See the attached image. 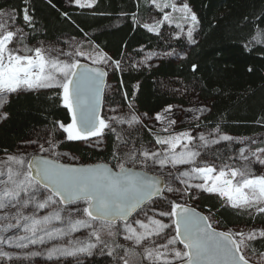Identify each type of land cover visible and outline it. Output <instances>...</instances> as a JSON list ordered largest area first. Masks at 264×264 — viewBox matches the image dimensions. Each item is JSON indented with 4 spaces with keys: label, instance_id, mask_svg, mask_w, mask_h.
Here are the masks:
<instances>
[{
    "label": "snow or ice",
    "instance_id": "snow-or-ice-1",
    "mask_svg": "<svg viewBox=\"0 0 264 264\" xmlns=\"http://www.w3.org/2000/svg\"><path fill=\"white\" fill-rule=\"evenodd\" d=\"M150 2L163 12V18L156 26L144 25L149 31H156L164 22L173 23L171 13L164 11L167 8L182 13V19L190 20L192 25L197 23L187 3ZM75 3L92 7L91 2L84 4L75 0ZM22 11L25 24L33 27L28 9ZM16 19L17 14L8 13L6 20H0V107L12 93L61 89V103L71 114V122L57 121L56 124L67 134L68 141L100 138L105 129L115 132L109 120L100 115L107 72L81 63L79 59L84 57L98 65L107 63L110 57L104 53L93 56L81 49L60 51L53 57L41 47L30 48L25 44L24 29L16 25ZM193 31L194 28L189 27L186 35L194 43ZM253 40L264 44V30ZM59 56L67 59L61 60ZM115 68L119 69V61L115 62ZM170 111L171 106H168L165 112ZM110 119L116 120L115 117ZM155 119L163 122L167 118L157 113ZM118 122L131 127L141 121L133 115ZM175 123V120L168 121L170 125ZM161 132L166 135H154L158 148L133 146L122 154L114 152V166L107 162L80 166L61 162L58 158L61 154L53 151L58 146L54 138L46 140L48 147L38 141H28L37 145L34 154H8L6 159L0 160V245L27 249L29 245L63 242L69 237L66 243L29 251L23 257H14L13 253L0 249V261L37 256L48 260L76 257L89 252L97 243H104L103 235H122L130 245L117 243L116 247L124 249L125 255L140 249L137 254L142 255L147 264H250L246 252L250 249L255 255L256 249L250 242L264 240V228H253L247 233L218 231L214 223L219 221L178 201L185 194L195 196L191 192L194 188L226 198L228 205L249 216L264 215V174L246 172L230 164L218 165L215 160L209 162L207 157L214 155L210 153L211 146L233 140L229 135L209 138L211 133L208 136L203 132L198 136L190 131L169 133L168 127H163ZM215 132H220L219 126ZM117 140L121 137L117 136ZM121 143L128 149L127 142ZM247 151L264 165V159L258 155H264V148ZM245 152V148H240L236 158L248 161ZM43 153H50L51 158ZM194 180L198 182L192 183ZM177 181L184 187H175ZM165 193L176 198L170 199ZM45 209L49 211L40 215ZM157 216L168 217L171 223H164ZM81 229L88 230V239H71L73 233ZM120 260L129 264L124 256ZM260 261L264 264V252L260 253Z\"/></svg>",
    "mask_w": 264,
    "mask_h": 264
},
{
    "label": "trees",
    "instance_id": "trees-1",
    "mask_svg": "<svg viewBox=\"0 0 264 264\" xmlns=\"http://www.w3.org/2000/svg\"><path fill=\"white\" fill-rule=\"evenodd\" d=\"M186 2L197 17L195 42L188 46L180 43L179 53H183L180 59L163 58L148 68L134 66L132 57L137 49L158 48L161 37L133 21L136 12L142 15L147 10L139 0H93L90 10L73 9L65 0H0V11L11 10L17 14L16 20L23 23L22 10L28 9L33 24V27L25 26L28 45L39 41L59 43L62 38L72 37L97 46L110 57L111 63L119 61L120 70L108 76L105 87L112 86L109 100H116V106H124V100L129 99L136 112L152 118L166 106L186 105L179 91H175L185 88L192 90L207 108L204 124L219 126L221 132L235 138L261 133L264 130V44L256 43L253 37L264 30V0ZM3 113L0 154L12 152L36 133L55 131L57 121L71 122V114L61 103L60 92L54 89L12 93L3 105ZM127 139L137 141L135 145L152 140L147 129L142 128L127 135ZM79 142L63 141L58 148L77 155L82 163H91L99 157L110 159L115 146L113 134L107 135L101 152L89 150L87 146H94L92 141ZM228 146L236 149L235 144ZM215 149L214 160L222 162L224 149ZM229 157L227 153L226 159ZM199 207L209 208L218 225L224 228L264 224L259 215L245 218L222 207L210 195L201 199ZM102 238L104 243H98L97 256L81 264H109L112 257L121 254L133 264H145L134 262L133 251L125 255L124 249L116 247L113 237L103 235ZM250 243L257 252L264 250V240Z\"/></svg>",
    "mask_w": 264,
    "mask_h": 264
},
{
    "label": "rangeland",
    "instance_id": "rangeland-1",
    "mask_svg": "<svg viewBox=\"0 0 264 264\" xmlns=\"http://www.w3.org/2000/svg\"><path fill=\"white\" fill-rule=\"evenodd\" d=\"M139 1H141L142 3H144L146 5L147 10L142 15H139L136 12L134 14V17H132L133 21L137 24H140L141 27H144V25H146V24L149 26H156L157 22L162 20L163 12H161L159 9H157L155 5L151 4L150 0H139ZM65 2H66L67 6L72 7L73 9H76V10H90L91 9V7H80L79 5H77L75 3V0H65ZM90 2L92 3V6H93V0H81V3H84V4H87ZM175 3H177V5H182L183 3H187V2H186V0H175ZM164 11L171 13L173 23L169 24L167 22H164L163 24H160L157 27L156 31H149L146 27H144L147 31L151 32L152 34L161 37L160 42L158 44L160 48L158 47L156 49H148V48L137 49V54L134 57H132V61H131V63L134 66L142 67V68H148V67H153V65H155L157 61H159L160 59H163V58H168V59L170 58L172 60H174V59L177 60V59H180L181 57H183V53H179L180 52L179 45H180V43H182L184 46H188L189 44L192 43L191 41L188 40L187 35H186L189 27L194 28L193 38L195 40L196 33H197V24L192 25L190 20L185 21L184 19H182V15H183L182 13L172 12L170 8L164 9ZM192 12H193V10H192ZM0 13L5 14V15H0V20H6L7 14L13 13V12L9 9H6V10L0 11ZM22 20H23V13H22ZM15 23H16V25L22 27L24 29V33H25V26H27L25 24V22L23 21V23H19L16 20ZM177 24H180L181 27H177ZM26 45L30 48L41 47V48L47 50L48 52H50V54L53 57L58 56L60 51L69 52V51H74L76 49H81L86 54L91 53L93 56H95L96 53H103V51H101L97 46L93 45L92 43H89L86 40L84 41L83 39H75L72 37L62 38L59 43L58 42L39 41L37 43H33L30 45L26 44ZM167 45H171L173 48L166 49L165 47ZM169 53H171V54H169ZM59 58L61 60L67 59L64 56H59ZM79 59L81 60V63L93 65L92 61L90 59H86L84 57H79ZM98 65L105 67L107 74H109V78L115 72V70H117L115 68V62L111 63V60H109L107 63H101ZM119 70L120 69H118V71ZM111 87L112 86L109 85L107 88H105L104 99L106 98V101L105 102L103 101L100 115H101V117L108 119L110 124H112V126L115 127L116 131L111 132L108 129H105L104 135L102 137H100V138L90 137L87 141H92L94 143V146H92V147L87 146V147L91 151H96V152L103 151V147L105 146L106 138H107L108 134H113L114 139H115V146H114V149L111 151L110 159L107 160L106 158L99 157V158H95V159L89 161L91 163L107 162V163H110L111 165L114 166L115 165V160H113V153L114 152L119 151L122 154L124 151L131 149L133 146H135L136 148H140V147H143V148L156 147V148H158L159 145H155L154 135H166L165 133L161 132V129L163 127H168L169 133H172V132L179 133V132H184V131H190L193 136H198V134L201 132H203L206 136H208L209 133H211L212 135L209 138H214L220 134H226V133L221 132V131L219 133H216L215 132L216 127L204 124L202 122L203 118L207 114V108L204 106V104L199 99L196 98V96L194 95L192 90L185 89V88H183V90H182V89L176 88L175 91L178 90L180 93L179 97L187 103H186V105H180V106L169 105V106H171L170 112H165V109L168 108V106L160 109L157 113H160L162 116L167 118L163 122H160V121H157L155 119L157 113L154 116H151L152 118H145L143 115L136 112L134 110L133 102L129 99L124 100V102H123L124 106H116V100H109L110 96L113 94ZM39 90H53V89H39ZM54 90H58L60 93L62 92L61 89L54 88ZM181 90H182V92H181ZM29 91H34V90H29ZM133 115L140 118L141 122L139 124H135V125L130 127L127 123H119L118 122L119 119H121V118H123L124 120H127V119H130L131 116H133ZM113 117L116 118L115 121L110 119ZM196 117H199V119H196ZM3 118H4L3 107H0V121ZM170 120H175L176 123L170 125V124H168V121H170ZM197 125H199V127H197ZM139 128L147 129V135H148V137H150L152 139L150 142L140 141L137 145H135V143L137 141L134 143L132 139H127V135H131L133 132H135L136 129H139ZM149 129H151L152 131L150 132ZM66 135L67 134L64 133L62 129H59V127L55 131L49 130V131H45V132L36 133V134L32 135L31 137H29L28 139L24 140L23 142L19 143L17 145V147L12 152H4V153L0 154V160L6 159L8 154H12V155H16V156L34 154L37 150V145L36 144H28L27 143L28 141H33V140L38 141V143L44 144L45 147H48L46 140H48L49 138H54V141L57 142V145H59L60 142L68 141L66 139ZM226 135H228V134H226ZM117 136H120L121 140H117ZM229 136H231V135H229ZM231 137H233V136H231ZM252 140H256L257 143H255V144L251 143ZM121 141L127 142L128 149H125L124 144L121 143ZM76 142H79V141H76ZM79 143H82V142H79ZM232 144H235V148H236L235 150L232 148V146H228V145H232ZM219 147L224 149L222 156H224L225 158L223 159L222 162H217L215 160L216 164H218V165L230 164L233 167L243 168L246 172H251V173H254L257 175L258 174H264V165H261L258 162H256V158L251 155V152L247 151V149H249V148L252 151H255V149H257V148H264V130H262V132L258 133V134L247 135V136L239 137V138L233 137V140H231V141H221L220 144H216V145L211 146L210 153H214V155L217 154V151L215 148H219ZM240 148L246 149L245 154L249 156L248 161H242V160L236 158L239 156V149ZM53 151L61 154L58 157L60 159V161H64V162L71 163V164L82 163L81 158H79L77 155L70 153V152H67V151H64V150H60L58 148V146ZM227 153H229V156L233 157V159H228V158L226 159ZM43 155L51 157L50 153H43ZM214 155L210 154L207 157L209 162L214 160ZM258 155H260L261 159H264V155H262V154H258ZM245 165H247V167H245ZM129 166H131V165H129ZM180 167L183 169L187 166H180ZM165 179H169V178L167 176H165ZM196 182H198V181H195V180L192 181V183H196ZM174 186L180 187V188L184 187V185L179 184L178 181L174 183ZM191 192L195 193V196L185 194L183 196V198H181L178 202L182 203V204L186 203L189 206H192L194 208L199 209L200 211H203V213L205 215H210V217L213 218L214 221H216V219L213 216V213H211V211L209 210V208L207 209V208L199 207L201 199L205 196H209V195L214 196L216 198L217 203L219 205H221L222 207H226V208H228V209H230L236 213H239L240 215L244 216L245 218L249 216L246 213H242L241 211L232 208L230 205H228L226 203V198H221L218 196V194L206 193V192L200 191L198 189H194V188L191 189ZM165 195H167L170 199L176 198L171 193H165ZM165 207H167V205H165ZM48 211H49V209H45V210H42L39 214L44 215ZM259 217L261 219H264L263 218L264 215H259ZM157 218L161 219L164 223H169V224L171 223V220L168 217H158L157 216ZM214 227L221 229V230H224V231H227V230L240 231V230H242L243 232L247 233L248 231H250L253 228H264V224H263V226H257V227L236 226L234 228L233 227L224 228V227H221L220 225L214 223ZM87 232H88V230L81 229L80 231L73 233L71 239L87 240L88 239ZM8 234L11 235L12 233L10 232ZM68 239H69V237H66L63 242L52 241L46 245H29V247L27 249H19V248H14V247H8L7 245H0V249L13 253L14 257L15 256L23 257L29 251H42L46 247H51L52 244L66 243ZM113 239H115L117 241V243L130 245V242L123 240L122 235L114 236ZM179 247L182 248L183 246L179 245ZM98 249H99V245L97 243L96 247L90 249L89 252L81 253L76 257H67V258L62 257L59 260H48L43 256H37L35 258L28 259V260L13 259L12 261H0V264H81L84 261H88V260L91 261V259H93L95 256H97L96 253L98 252ZM140 251H141L140 249H136L135 251H133L134 257H135L134 262L135 261L143 262L142 255L137 254ZM261 252H264V250ZM261 252L256 251L255 255H253L249 249V250H247L246 255L249 256L250 262H252L254 264H261V261H260V253ZM121 256H124V254H121L120 256L112 257L109 261V264H123V261L120 260ZM124 258L126 259L125 256H124ZM128 262H129V264H133V262L131 260H128ZM143 263L147 264V262H143ZM107 264H108V262H107Z\"/></svg>",
    "mask_w": 264,
    "mask_h": 264
},
{
    "label": "water",
    "instance_id": "water-1",
    "mask_svg": "<svg viewBox=\"0 0 264 264\" xmlns=\"http://www.w3.org/2000/svg\"><path fill=\"white\" fill-rule=\"evenodd\" d=\"M84 64H86V63H84ZM88 65H89V66H93V67H100V68H102L104 71H106L102 66H99V65H90V64H88ZM106 81H107V75H106L105 78H104V87H105ZM104 87H103V92H102V99H103ZM101 106H102V104H101ZM100 111H101V109H100ZM50 158H51V157H50ZM97 163H104V162L78 163V164H73V165H76V166H80V165H94V164H97ZM70 164H71V163H70ZM187 206L190 207V208H193V209H195L197 212H199V213L205 215V214H204L202 211H200L199 209L194 208V207L189 206V205H187ZM218 231H221V230H218ZM250 264H254V263L250 262Z\"/></svg>",
    "mask_w": 264,
    "mask_h": 264
},
{
    "label": "flooded vegetation",
    "instance_id": "flooded-vegetation-1",
    "mask_svg": "<svg viewBox=\"0 0 264 264\" xmlns=\"http://www.w3.org/2000/svg\"><path fill=\"white\" fill-rule=\"evenodd\" d=\"M108 76H109V74H107V79H108ZM107 82V81H106ZM105 87H106V84H105ZM105 87H104V93H105ZM104 93H103V97H104ZM102 101H103V99H102ZM103 103V102H102ZM101 108H102V106H101ZM100 114H101V111H100ZM5 116V115H4ZM110 164V163H109ZM211 196V195H210ZM214 197V196H213ZM202 208H206V207H202ZM203 212V211H202ZM231 227H233L234 228V226H231ZM217 230H221V229H218L217 228ZM221 231H224V230H221Z\"/></svg>",
    "mask_w": 264,
    "mask_h": 264
}]
</instances>
